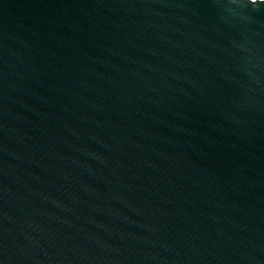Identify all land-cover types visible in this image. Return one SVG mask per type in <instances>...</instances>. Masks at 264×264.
Segmentation results:
<instances>
[{
    "label": "water",
    "instance_id": "1",
    "mask_svg": "<svg viewBox=\"0 0 264 264\" xmlns=\"http://www.w3.org/2000/svg\"><path fill=\"white\" fill-rule=\"evenodd\" d=\"M0 264H264V0H0Z\"/></svg>",
    "mask_w": 264,
    "mask_h": 264
}]
</instances>
